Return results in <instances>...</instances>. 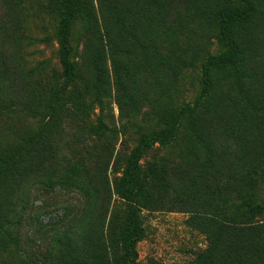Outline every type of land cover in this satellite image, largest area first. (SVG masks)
Returning a JSON list of instances; mask_svg holds the SVG:
<instances>
[{
	"label": "rangeland",
	"instance_id": "obj_1",
	"mask_svg": "<svg viewBox=\"0 0 264 264\" xmlns=\"http://www.w3.org/2000/svg\"><path fill=\"white\" fill-rule=\"evenodd\" d=\"M55 1L0 0V264H112L125 209L116 183L139 137L199 94L203 62L222 50L213 6L175 0L117 17L108 0H73L79 78L55 105ZM235 37L237 76L215 71L200 116L140 160V264H194L237 204H264V17Z\"/></svg>",
	"mask_w": 264,
	"mask_h": 264
},
{
	"label": "trees",
	"instance_id": "obj_2",
	"mask_svg": "<svg viewBox=\"0 0 264 264\" xmlns=\"http://www.w3.org/2000/svg\"><path fill=\"white\" fill-rule=\"evenodd\" d=\"M108 1L112 13L118 17L124 11L126 13L134 11L137 16L144 12H159L165 8V3H172L175 0ZM193 1L197 0H187L189 3ZM234 1L233 5H220L217 0H203L204 4L210 3L213 6L210 21L217 25V43L222 50L203 62L200 70V90L193 104L185 105L171 114L161 130L142 134L126 160L115 187L117 196L125 203V209L123 227L118 238V256L112 264H140L137 244L145 234L141 222V209L146 208L147 195L140 160L155 144L170 145L176 139L184 121L193 123V119L200 116L213 93L212 80L215 71H229L235 77L242 66V51L236 42V31L243 29L244 26L254 25L258 14L264 17V0ZM53 3V9L59 17L57 59L63 77L62 86L56 90L53 97L52 103L56 105L62 100L60 94L69 86L74 87L79 77L77 63L74 61L75 51L70 41L71 27L76 15L72 7L73 0H56ZM100 76L101 69L97 71L99 80ZM238 91L242 101L246 102V92L241 85H238ZM247 106L245 103L244 108L248 109ZM148 174L155 175L152 165L148 167ZM263 214L264 204L252 200L241 201L224 217L222 223L216 224L209 252L199 255L194 264H264V223L257 222Z\"/></svg>",
	"mask_w": 264,
	"mask_h": 264
}]
</instances>
